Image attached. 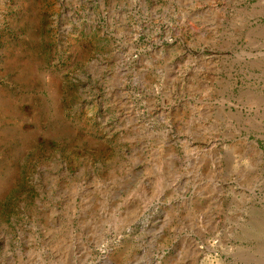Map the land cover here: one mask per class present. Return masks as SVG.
Instances as JSON below:
<instances>
[{
    "label": "rangeland",
    "instance_id": "374dc122",
    "mask_svg": "<svg viewBox=\"0 0 264 264\" xmlns=\"http://www.w3.org/2000/svg\"><path fill=\"white\" fill-rule=\"evenodd\" d=\"M0 264H264V0H0Z\"/></svg>",
    "mask_w": 264,
    "mask_h": 264
}]
</instances>
